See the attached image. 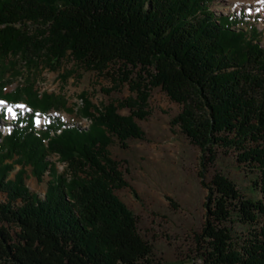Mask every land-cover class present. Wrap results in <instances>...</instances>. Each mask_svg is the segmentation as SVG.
Returning <instances> with one entry per match:
<instances>
[{
	"label": "trees",
	"instance_id": "obj_1",
	"mask_svg": "<svg viewBox=\"0 0 264 264\" xmlns=\"http://www.w3.org/2000/svg\"><path fill=\"white\" fill-rule=\"evenodd\" d=\"M216 1L0 0V99L31 110L17 112L6 133L0 110V264H157L116 195L129 186L109 151L114 138L126 148L144 137L136 120L150 115L156 88L181 106L171 124L200 149L201 177L220 153L253 175L250 197L221 171L201 182L208 194L194 260L264 264V45L244 10L221 14ZM65 60L132 95L99 108L83 94L87 127L51 116L37 128L34 114L65 102L37 92L28 76L6 92L9 76ZM28 167L38 182L48 177L42 196L26 184Z\"/></svg>",
	"mask_w": 264,
	"mask_h": 264
},
{
	"label": "rangeland",
	"instance_id": "obj_2",
	"mask_svg": "<svg viewBox=\"0 0 264 264\" xmlns=\"http://www.w3.org/2000/svg\"><path fill=\"white\" fill-rule=\"evenodd\" d=\"M212 8L221 14L244 10L250 16L249 21L260 31L264 45V0H217ZM18 69L23 74L16 78L8 75L11 80L6 92L21 87L28 76L37 92L51 94L65 102L64 107L59 106L47 115L34 114L37 128L49 124L51 116L70 125L87 127L90 121L79 115L83 94L99 108L111 102L118 105L132 95L127 84L114 89L110 81L95 72L81 69L71 60L63 61L55 70L45 67L27 71L21 67ZM67 71L72 74L67 79L61 78V74ZM2 109L6 112L4 121H1L4 132L11 129L10 123L17 119V112H31L23 103L12 105L0 99ZM149 110L146 119L136 120L144 132L142 139H129L127 147L122 148L114 138L109 147L129 186L116 190V195L136 215L139 233L151 244L157 264H201L191 253L193 236L201 231L204 222V202L208 194L201 182L209 183L215 171H221L237 184L244 196L250 197L254 195L250 190L253 175L236 162L233 153H220L216 164L201 177L200 149L190 142L179 126L171 124L181 106L156 88L149 99ZM119 113L129 115L130 111L120 108ZM49 159L59 172H64L66 165L58 160L57 155ZM18 169L20 166L17 165ZM47 179L45 176L44 182H38L28 167L26 184L32 192L42 196ZM239 231L240 228H236V232Z\"/></svg>",
	"mask_w": 264,
	"mask_h": 264
}]
</instances>
